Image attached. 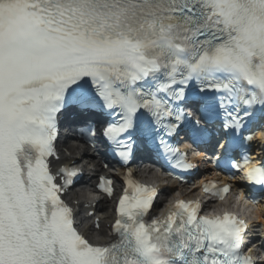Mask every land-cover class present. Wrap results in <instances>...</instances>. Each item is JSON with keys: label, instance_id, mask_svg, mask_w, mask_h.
Listing matches in <instances>:
<instances>
[{"label": "snow or ice", "instance_id": "6c2138e0", "mask_svg": "<svg viewBox=\"0 0 264 264\" xmlns=\"http://www.w3.org/2000/svg\"><path fill=\"white\" fill-rule=\"evenodd\" d=\"M0 264H264V0H0Z\"/></svg>", "mask_w": 264, "mask_h": 264}]
</instances>
